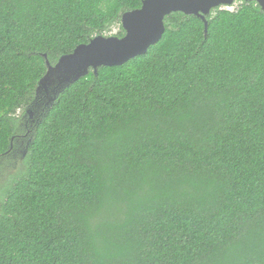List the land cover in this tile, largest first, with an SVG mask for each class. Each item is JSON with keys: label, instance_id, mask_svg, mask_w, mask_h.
I'll return each instance as SVG.
<instances>
[{"label": "trees", "instance_id": "trees-1", "mask_svg": "<svg viewBox=\"0 0 264 264\" xmlns=\"http://www.w3.org/2000/svg\"><path fill=\"white\" fill-rule=\"evenodd\" d=\"M144 0H0V264H264V12L163 38L36 108L48 70ZM29 109L35 110L31 116Z\"/></svg>", "mask_w": 264, "mask_h": 264}, {"label": "water", "instance_id": "water-1", "mask_svg": "<svg viewBox=\"0 0 264 264\" xmlns=\"http://www.w3.org/2000/svg\"><path fill=\"white\" fill-rule=\"evenodd\" d=\"M257 1L264 12V0ZM236 0H144L140 8L127 11L122 16L125 35L100 34L88 43H82L69 54L60 57L53 65L46 57L48 70L37 88L36 108L47 114L59 95L76 81L98 74L102 66L123 65L130 59L144 55L158 43L166 31L165 18L172 12L197 15L205 22L206 36L209 32L207 17L212 9L224 7L234 11ZM31 116L35 110L29 109Z\"/></svg>", "mask_w": 264, "mask_h": 264}, {"label": "rangeland", "instance_id": "rangeland-1", "mask_svg": "<svg viewBox=\"0 0 264 264\" xmlns=\"http://www.w3.org/2000/svg\"><path fill=\"white\" fill-rule=\"evenodd\" d=\"M241 3H242V0H236V3L234 4L232 8L236 9ZM118 30H119V26L117 25L112 29V31H110L109 34H116Z\"/></svg>", "mask_w": 264, "mask_h": 264}]
</instances>
